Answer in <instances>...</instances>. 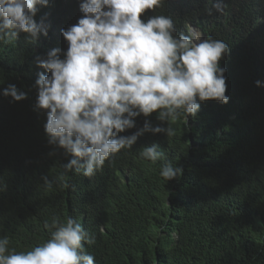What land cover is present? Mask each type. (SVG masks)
Instances as JSON below:
<instances>
[{"label":"trees","instance_id":"trees-1","mask_svg":"<svg viewBox=\"0 0 264 264\" xmlns=\"http://www.w3.org/2000/svg\"><path fill=\"white\" fill-rule=\"evenodd\" d=\"M81 3L38 5L35 20L49 25L47 37L0 42V238L9 251L42 245L55 231L45 222L59 218L94 239L84 247L95 264H264V0H163L142 17L171 18L177 38L194 25L229 45L220 63L229 102L201 103L190 123L182 113L172 138L144 133L92 178L67 171L73 157L48 144L34 87L41 72L50 75L37 57L60 49L64 58L62 30L83 16ZM9 84L27 99L4 96ZM157 117L141 115L120 135L135 134L146 119L167 128ZM152 145L163 153L155 163L141 157ZM169 163L183 172L166 181L160 172Z\"/></svg>","mask_w":264,"mask_h":264},{"label":"clouds","instance_id":"clouds-1","mask_svg":"<svg viewBox=\"0 0 264 264\" xmlns=\"http://www.w3.org/2000/svg\"><path fill=\"white\" fill-rule=\"evenodd\" d=\"M50 0H0V42L17 40L25 34L29 43L48 36L49 25L35 20L38 5ZM163 0H82L83 16L62 35L67 51L60 49L37 57L41 72L34 87L38 90L37 110L47 112L45 133L48 144L73 157L64 165L87 178L102 170L105 162L123 149H131L146 132L175 136L172 125L183 113L187 122L197 116L201 103L229 102L225 68L220 66L230 54L220 40L203 39L198 30L180 34L171 18L142 17L162 7ZM222 12L220 3L214 5ZM211 14V9L209 10ZM192 28V26H191ZM260 86V82H256ZM3 95L19 102L27 94L9 84ZM158 113L168 127H144L131 136L121 133L136 127L135 120ZM158 145L144 147L141 157L155 163L163 153ZM183 169L162 167L160 175L175 179ZM51 237L27 252L9 251L8 238H0V264H95L85 250L94 243L74 219L54 218Z\"/></svg>","mask_w":264,"mask_h":264},{"label":"water","instance_id":"water-1","mask_svg":"<svg viewBox=\"0 0 264 264\" xmlns=\"http://www.w3.org/2000/svg\"><path fill=\"white\" fill-rule=\"evenodd\" d=\"M191 30H196V31H198V29H197L194 25H192ZM203 39H206V35H205V34H201V40H203ZM187 123H190V118H189V116L187 117Z\"/></svg>","mask_w":264,"mask_h":264}]
</instances>
